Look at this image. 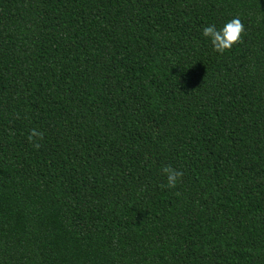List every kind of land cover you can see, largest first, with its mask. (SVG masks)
<instances>
[{
    "label": "trees",
    "instance_id": "1",
    "mask_svg": "<svg viewBox=\"0 0 264 264\" xmlns=\"http://www.w3.org/2000/svg\"><path fill=\"white\" fill-rule=\"evenodd\" d=\"M0 264H264V0H0Z\"/></svg>",
    "mask_w": 264,
    "mask_h": 264
},
{
    "label": "clouds",
    "instance_id": "2",
    "mask_svg": "<svg viewBox=\"0 0 264 264\" xmlns=\"http://www.w3.org/2000/svg\"><path fill=\"white\" fill-rule=\"evenodd\" d=\"M245 33V25L239 17H234L217 30L215 25H207L202 30V35L207 37L213 49L223 54L230 50L234 44L242 42V36ZM29 143L34 148H40V141L44 139V133L38 129H31L27 136ZM161 174L166 177L165 187L174 188L182 178L183 172L173 168L171 165H164L161 168Z\"/></svg>",
    "mask_w": 264,
    "mask_h": 264
}]
</instances>
